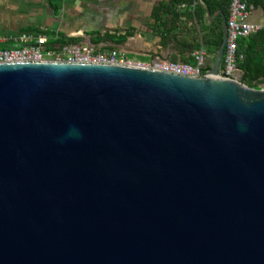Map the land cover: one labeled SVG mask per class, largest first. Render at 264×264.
<instances>
[{
	"label": "water",
	"instance_id": "water-1",
	"mask_svg": "<svg viewBox=\"0 0 264 264\" xmlns=\"http://www.w3.org/2000/svg\"><path fill=\"white\" fill-rule=\"evenodd\" d=\"M222 25L201 77L0 63V264H264V85Z\"/></svg>",
	"mask_w": 264,
	"mask_h": 264
},
{
	"label": "crops",
	"instance_id": "crops-1",
	"mask_svg": "<svg viewBox=\"0 0 264 264\" xmlns=\"http://www.w3.org/2000/svg\"><path fill=\"white\" fill-rule=\"evenodd\" d=\"M172 1L64 0L63 9L55 13L48 0H0V33H17L34 28L51 34L62 33L66 37L81 38L79 44H88L92 43L93 38L103 36L105 33L117 32V35H125L127 29L131 28L134 33L123 43L117 44L107 40L96 47L104 50H119L132 59L144 63H161L172 59H176L178 63H191L194 62V53L198 50L180 51L174 41L163 47L161 36L154 35L149 26L153 20L154 8L162 3L170 4ZM218 1L220 0H213V9H210L202 0H197L200 8L198 11L203 17L195 22L200 31L196 43L201 46L205 54L204 66L213 65L216 55L212 49L218 40L217 25H222V18L226 17L223 10L217 7ZM250 5L248 21L264 28V2ZM195 6L191 0L179 1L175 10L176 15L174 17L172 15V19L178 16L177 24L184 25L195 11ZM189 24L191 25L192 21H189ZM203 34L206 36L204 37ZM205 39H207L206 43ZM238 72L241 70L239 69Z\"/></svg>",
	"mask_w": 264,
	"mask_h": 264
},
{
	"label": "built area",
	"instance_id": "built-area-1",
	"mask_svg": "<svg viewBox=\"0 0 264 264\" xmlns=\"http://www.w3.org/2000/svg\"><path fill=\"white\" fill-rule=\"evenodd\" d=\"M197 1V0H195ZM251 5L246 0H231L230 15L227 19L228 37L220 76L231 79L238 72L237 42L263 27L248 21ZM59 34L21 31L0 33V63L14 62H55L70 64H111L153 68L161 72L189 77H201L205 65L203 50L194 53V64L164 61L144 63L132 59L119 50H104L94 45L65 44L55 46Z\"/></svg>",
	"mask_w": 264,
	"mask_h": 264
},
{
	"label": "trees",
	"instance_id": "trees-1",
	"mask_svg": "<svg viewBox=\"0 0 264 264\" xmlns=\"http://www.w3.org/2000/svg\"><path fill=\"white\" fill-rule=\"evenodd\" d=\"M182 0H174L170 4H160L153 10L152 22L149 24L150 28L153 30L154 35H159L162 38V46H167L169 42H176V48L180 51H196L201 50V46L196 43V39L200 36V31L198 30L196 20L200 21L203 17L198 10L200 9L197 1L191 0L194 3L195 11L190 15L189 21H192V24H189L187 21L184 25H178L176 20L177 17L172 19L176 15L175 10L177 8L178 2ZM189 1V0H186ZM210 9L212 8L213 0H202ZM250 5L263 4L264 0H246ZM50 7L55 13H59L64 6V0H48ZM230 5L231 0H220L217 3V7H220L226 18L228 19L230 15ZM171 16V18H170ZM217 35L218 40L215 47L212 49L214 55L217 54L222 41V25H217ZM32 32H45L39 29H31ZM51 34L49 32H45ZM54 33V32H53ZM134 31L131 28H128L125 35H117V32L114 34L105 33L103 36L93 38L92 43L94 46H98L100 43L107 40H111L117 44L123 43L127 37L131 36ZM55 34V33H54ZM59 34V39L56 41L55 46H62L65 44H79L82 39L77 37H66L62 33ZM204 37L206 34H203ZM207 39H205L206 43ZM189 43L188 45L184 43ZM194 59V57H193ZM172 62H176V59H172ZM195 62V60H194ZM192 61L191 64H194ZM237 65L238 68L243 72L242 82L250 87L258 88L260 85H264V28L261 30L247 36L239 38L237 42ZM223 66V65H222ZM211 65L204 66L202 71L206 73L210 70Z\"/></svg>",
	"mask_w": 264,
	"mask_h": 264
},
{
	"label": "rangeland",
	"instance_id": "rangeland-1",
	"mask_svg": "<svg viewBox=\"0 0 264 264\" xmlns=\"http://www.w3.org/2000/svg\"><path fill=\"white\" fill-rule=\"evenodd\" d=\"M260 86H263V85H260Z\"/></svg>",
	"mask_w": 264,
	"mask_h": 264
}]
</instances>
